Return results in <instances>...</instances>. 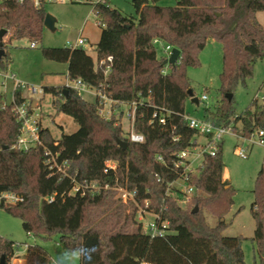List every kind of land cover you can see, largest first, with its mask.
<instances>
[{
    "label": "trees",
    "instance_id": "trees-1",
    "mask_svg": "<svg viewBox=\"0 0 264 264\" xmlns=\"http://www.w3.org/2000/svg\"><path fill=\"white\" fill-rule=\"evenodd\" d=\"M131 1L136 16L111 6L94 8L102 28L96 60L83 48L42 49L46 59L68 64L67 78L103 88L118 101L114 109L120 110L118 115L105 118L99 113L97 98L90 102L66 86L43 88L44 93L57 98V112L71 116L79 125L77 131L63 133L60 139L49 128L41 132L44 145L59 152L60 163L67 162L69 176L51 173L43 146L29 151L14 147L20 124L11 107L4 105L5 96H0V191L24 197L16 205L0 208L20 218L25 231L37 238L49 239L58 233L67 251L81 252V264H246L244 237L224 234L236 190L223 177V141L215 155L204 153L194 171L185 172V166L175 167V163L179 154L194 149L202 136L184 119L189 89L194 93L187 70L200 65L199 55L210 39L223 47L222 98L214 108H205L204 119L218 126L232 125L235 132L241 123V135L246 138L264 127V101L245 115L238 114L235 107L238 86L253 78L256 63L264 59V26L257 19V13L264 11V0H177L176 5H161V0ZM46 15L45 5L35 6L33 0L7 2L0 8V31L7 30L11 40L28 38L38 43ZM155 40L181 51L178 62L169 65L168 71V64H164L167 58L158 57ZM108 56L113 57L111 63H99ZM0 62L3 67L10 64L6 50ZM230 93L231 100L227 97ZM131 101L143 103L137 108L134 123L135 130L145 136L142 143L130 142L121 123V105ZM156 108L171 111L166 124L151 121ZM118 139L128 141L127 147ZM108 158L118 162L116 174L104 173ZM183 174L191 186L204 192L194 195L185 206L180 203L181 193L170 187ZM71 177L102 185L114 184L118 178L121 185L137 191L136 203L121 201L113 189L71 194ZM253 193L250 209L255 231L251 240L262 260L264 163ZM50 196H54L51 203L47 201ZM140 208L169 222L164 236L152 237L145 231L138 220ZM209 216L216 220L215 225ZM18 249V243L0 236V264L2 259L10 264ZM25 261L52 264L39 244L27 247Z\"/></svg>",
    "mask_w": 264,
    "mask_h": 264
},
{
    "label": "rangeland",
    "instance_id": "rangeland-1",
    "mask_svg": "<svg viewBox=\"0 0 264 264\" xmlns=\"http://www.w3.org/2000/svg\"><path fill=\"white\" fill-rule=\"evenodd\" d=\"M177 0H161V5H176ZM110 6L120 10L128 16H136L131 0H111ZM47 13L55 18L53 29L45 27L41 41H38L35 48H31V41L28 38L10 39V35L4 38L5 50L10 58L9 70L17 75V78L30 85H36L40 89L46 86H64L67 80V63L56 62L46 59L42 54L45 47H67L68 41H74L81 33L87 38L85 50L94 60L97 58V45L100 39L102 28L97 23L94 8L88 3L68 2L55 3L48 2L45 5ZM258 21L264 26V11L257 13ZM158 57L167 58L168 54L164 50L162 43L157 44ZM200 65L190 67L187 75L191 80L195 97L200 100L199 104L188 99L186 102V112L189 116L204 119L206 107L214 108L218 105L222 95L219 91L221 86L220 74L223 70V47L222 44L210 39L205 48L201 51ZM170 69L169 65L166 70ZM207 95L208 99L203 100L202 96ZM258 95L257 104L254 103ZM264 95V59L259 60L255 66L253 78L247 81L246 85H239L235 92V107L238 114H246L249 109L254 112L257 106L263 103ZM82 96L93 102L96 100L94 94L83 92ZM37 97H42L40 104L43 112V124L48 127L56 139H60L62 134H71L78 130V123L69 115L58 113L54 107L57 100L50 93H40ZM128 106L121 105V110L126 111ZM124 128L128 123L124 119ZM238 132H229L223 137V160L225 163L224 179L228 180L235 188L234 204L226 216L229 222L224 230L227 236H242V248L245 254L246 264H264L263 259L255 252V243L251 240L255 231V220L251 213V205L255 196L253 190L256 186V179L264 163V146L251 140L241 137V123L237 124ZM255 139H253L254 141ZM199 146L192 150L189 160L193 163L191 169H197L203 160V156L197 154L202 150L201 146L206 145L205 137L198 138ZM245 149L247 158H242L237 154L236 149ZM187 186L184 178L176 180L172 188L183 190ZM177 192H175L176 194ZM196 195H204L198 190ZM185 206L184 202H180ZM151 217L145 215L144 226L146 227ZM209 221L215 225L216 220L209 216ZM0 236L19 244L17 257L10 260V264H25V254L28 246L41 245L51 258L52 264H81L82 254L80 251H67L60 242L59 234L54 233L49 239L37 238L33 234H28L23 221L10 214L5 208H0Z\"/></svg>",
    "mask_w": 264,
    "mask_h": 264
},
{
    "label": "built area",
    "instance_id": "built-area-1",
    "mask_svg": "<svg viewBox=\"0 0 264 264\" xmlns=\"http://www.w3.org/2000/svg\"><path fill=\"white\" fill-rule=\"evenodd\" d=\"M24 0H0V8L7 2H15V3H23ZM111 0H33L35 6L46 5L48 2L55 3H68V2H79V3H88L93 6V8L97 6H110ZM99 26L101 23L97 21ZM84 27L80 30V35L74 41H68L67 48L69 49H85V45L87 44L88 39L82 36ZM6 35L4 36V38ZM156 44L160 42L155 40ZM37 46L36 42H31L30 47L35 48ZM172 47L169 45L164 46L165 52L170 56L172 51ZM167 57V58H168ZM2 59H0L1 61ZM112 62L113 57L108 56L107 59H102L99 61L100 64H104L106 62ZM110 71V66H108L105 70L107 74ZM66 87H71L78 91L79 95L82 96L83 92H89L95 95L98 99V107L99 113L101 116L105 118H110L114 113L117 115L120 113V110H115L114 105L118 103V101L113 100L109 97L103 90V88L96 89L90 87L85 84L81 79H70L67 78ZM44 93V89H40L36 85H30L25 83L17 78V75L9 70L8 67H3L0 62V96H5V106H10L18 123L20 124L18 135H17V143L14 145L15 148L21 149L23 151H29L33 147L43 146L46 150L47 162L49 164V168L51 173H61L64 176H69L67 171V162L64 161L60 163L58 161L59 152H54L51 149L47 148L41 138V132L45 127L43 124V112L41 108L40 101L42 97H37L38 94ZM203 100L208 99L207 95L202 96ZM264 101V95L262 96ZM258 100V95L254 99ZM128 106L126 111L123 110V116L121 123L123 124L124 119L128 123L126 131L127 139L130 142L142 143L145 141V136L142 133H139L135 130L134 123L136 117V111L139 105L143 104L138 101L131 102H123ZM171 111L165 108H156L153 112L151 121H158L160 124H166L168 117L170 116ZM185 121L188 123L189 127L196 130L203 137L206 138L207 143L202 147V150L197 154L204 155V153H209L211 155H215L218 151V145L223 140L225 134L229 132L235 133L233 126H218L215 125L212 121L206 119H198L189 116L188 114L184 115ZM243 137V136H241ZM246 138V137H243ZM247 139L251 140L253 144L258 143L264 146V127L255 130L250 137ZM253 139H255L253 141ZM58 141L55 142V145H58ZM199 146L197 140V146L192 149L195 150ZM192 150H184L179 154L180 160L175 163V167L180 165L185 166V172L194 171L191 169V162L189 160V156ZM237 154L242 158H247V153L245 149L238 147L236 149ZM158 160L161 161L162 157L159 155ZM118 169V162L115 159L108 158L105 161L104 165V173L116 174ZM73 186L71 189V194H82L85 195L89 192L98 193L102 189H113L116 191L117 197L123 202H135L136 203V190H130L127 186H123L119 183L118 178L115 179L114 184L106 183L104 185L98 182H89V181H79L75 177H71ZM180 178H184L187 183V186L181 190L177 189L179 193H181V201L186 204L191 198L196 195L198 191L195 187L191 186L186 179V174L180 176ZM179 179V178H178ZM177 179V180H178ZM176 181V180H175ZM174 181V182H175ZM173 182V183H174ZM173 183L170 184L172 188ZM173 189V188H172ZM54 199V196H50L47 198V201L51 203ZM24 197L18 193L12 191H0V207L8 206V205H16L19 202H22ZM148 204V202H146ZM145 215L151 217V220L148 222L147 226H144L145 231L150 234L152 237L155 236H164L167 232L169 222L167 220H163L161 215L148 211L146 209L140 208L138 213V220L141 221L144 225ZM17 255V253H16ZM14 257H17V256ZM13 257V258H14Z\"/></svg>",
    "mask_w": 264,
    "mask_h": 264
},
{
    "label": "water",
    "instance_id": "water-1",
    "mask_svg": "<svg viewBox=\"0 0 264 264\" xmlns=\"http://www.w3.org/2000/svg\"><path fill=\"white\" fill-rule=\"evenodd\" d=\"M44 25L47 28L53 29L55 25V18L51 14L47 13L45 17ZM6 33H7V30L5 29H2L0 31V59H2L5 56L4 36L6 35ZM180 54H181L180 49L173 48L170 53V56L164 61V64L175 66L179 60ZM67 93H68V90H65L66 95ZM188 93H189L190 98L192 99V102L196 104L200 103V100L194 96V93L192 92L191 89H189ZM227 97L229 100H231L233 98V94L231 93L227 94ZM118 142L123 148H126L128 145V141L126 140L118 139ZM197 210H198V207H195L194 212H196ZM1 264H6L4 259H2Z\"/></svg>",
    "mask_w": 264,
    "mask_h": 264
},
{
    "label": "crops",
    "instance_id": "crops-1",
    "mask_svg": "<svg viewBox=\"0 0 264 264\" xmlns=\"http://www.w3.org/2000/svg\"><path fill=\"white\" fill-rule=\"evenodd\" d=\"M68 65V64H67ZM67 71H68V68H67ZM66 82H67V80H66ZM64 86H66V83H65V85ZM64 86H60V87H64ZM224 177V176H223Z\"/></svg>",
    "mask_w": 264,
    "mask_h": 264
}]
</instances>
